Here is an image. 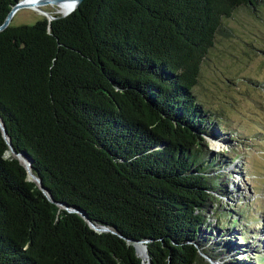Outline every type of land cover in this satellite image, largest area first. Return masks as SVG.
I'll return each instance as SVG.
<instances>
[{
    "label": "trees",
    "instance_id": "obj_1",
    "mask_svg": "<svg viewBox=\"0 0 264 264\" xmlns=\"http://www.w3.org/2000/svg\"><path fill=\"white\" fill-rule=\"evenodd\" d=\"M16 1L0 0V24ZM262 5L81 0L0 29V117L54 200L0 129V264H142L136 241L151 264L217 259L206 210L220 183L197 156L193 88L224 19Z\"/></svg>",
    "mask_w": 264,
    "mask_h": 264
},
{
    "label": "rangeland",
    "instance_id": "obj_2",
    "mask_svg": "<svg viewBox=\"0 0 264 264\" xmlns=\"http://www.w3.org/2000/svg\"><path fill=\"white\" fill-rule=\"evenodd\" d=\"M30 6L10 22L62 13L53 2ZM223 29L230 33L216 35L193 88L207 114L197 156L207 157L220 183L206 210V234L222 247L217 259L203 258L207 264H264V5L256 15L236 9Z\"/></svg>",
    "mask_w": 264,
    "mask_h": 264
},
{
    "label": "water",
    "instance_id": "obj_3",
    "mask_svg": "<svg viewBox=\"0 0 264 264\" xmlns=\"http://www.w3.org/2000/svg\"><path fill=\"white\" fill-rule=\"evenodd\" d=\"M64 1H70L71 4H72V6H71V8L67 12L61 13L60 15H66L69 12H71L80 3L81 0H35L34 2H31L30 0H18L14 4L11 5V8L8 11L6 17L4 18L3 22L0 24V29L4 28L6 25L9 24V22H10L12 16H13V14L15 13V11H17L21 7L28 6V5H31V6H34L35 5V6H37V5H40L41 3H45V2H53V3L59 4V3L64 2ZM44 13H46V16L49 19H51V18H53V17L56 16V15H53V14H49L46 11ZM0 129L2 131L3 138L6 140L8 146H9L10 152L14 156H16L25 165V168L27 169L28 178L30 180L35 181L38 184L39 188L48 197L49 200L54 201L52 199L51 195L49 194V192H47L44 189V187L42 186L40 178H38L35 174H33L31 172V159L27 156V154H25V153H22V154L17 153L13 149L12 144H11V141H10V138H9V136L7 134L5 125H4L1 117H0ZM81 215L84 216L85 219L87 220V218H86V216H85L84 213L81 214ZM89 224H90L91 227H93L97 231L107 230L106 228H103V227H97L96 225H94L91 222H89ZM133 244L135 246V249H136V252L137 253L138 252L144 253L146 256H148V254H147V247H146L145 241H136V242H133ZM148 261L151 264L150 260H147V262Z\"/></svg>",
    "mask_w": 264,
    "mask_h": 264
},
{
    "label": "bare ground",
    "instance_id": "obj_4",
    "mask_svg": "<svg viewBox=\"0 0 264 264\" xmlns=\"http://www.w3.org/2000/svg\"><path fill=\"white\" fill-rule=\"evenodd\" d=\"M30 1L34 2L35 0H30ZM57 5L60 6V12H62V13L67 12L72 6L70 1H64V2H61V3L57 4ZM30 7L39 9L40 5H37L36 7H35V5L34 6H30ZM140 255L142 256V259H143L144 263L146 264V262L148 260V257L144 253H140Z\"/></svg>",
    "mask_w": 264,
    "mask_h": 264
}]
</instances>
